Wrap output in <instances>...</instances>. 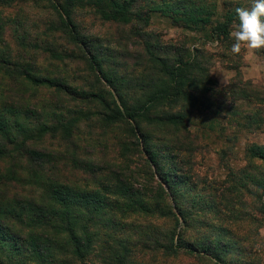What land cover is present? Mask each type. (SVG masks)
<instances>
[{
  "label": "trees",
  "instance_id": "obj_1",
  "mask_svg": "<svg viewBox=\"0 0 264 264\" xmlns=\"http://www.w3.org/2000/svg\"><path fill=\"white\" fill-rule=\"evenodd\" d=\"M41 1L0 0V264H150L159 253L193 252L191 244L174 242L181 234H174L168 246L158 243L148 219L179 217L177 223L186 224L174 189L183 179L174 174V183L159 159L164 152L173 161L177 153H192L179 137L188 133L189 113L202 103L207 86L217 83L195 57L169 60L167 51L159 53L165 57L160 59L147 45L154 64L124 88L122 77L104 69L98 50L89 46L72 16L77 9L89 10L117 26V45L131 42L138 49L153 18L229 41L234 8L246 4L48 0L57 19L42 25L44 35L55 34L52 42L27 43L24 29L17 43L7 25L15 24L16 34L24 27L22 17L8 19L6 10L21 4L23 11ZM18 47L24 49L21 54ZM89 78L94 83L82 88L78 82ZM246 87L252 88L230 87L234 101L252 106L234 116L249 128L260 127L264 90ZM179 104L178 112L156 113L161 105ZM153 131L159 136L151 137ZM153 141L162 144L160 153L153 150ZM250 157L264 163V147H253ZM260 184L264 196V181Z\"/></svg>",
  "mask_w": 264,
  "mask_h": 264
},
{
  "label": "rangeland",
  "instance_id": "obj_2",
  "mask_svg": "<svg viewBox=\"0 0 264 264\" xmlns=\"http://www.w3.org/2000/svg\"><path fill=\"white\" fill-rule=\"evenodd\" d=\"M230 1L246 6L250 3V0ZM20 6L6 10L5 15L8 19L22 17L24 27L19 26L16 34H13L15 24L9 23L8 34L14 40L21 39L25 29L27 43L41 44L46 41L50 44L55 34L44 35L42 24L57 19V14L51 9L52 4L44 0L38 5H28L31 8L23 11L19 10ZM72 19L80 34L89 41V46L98 50L100 60L105 62L104 69L112 77L123 78L124 88L134 77L145 72V67L154 64V60L145 52L147 45L160 59L165 57L159 53L167 51L169 60L185 54L186 59L195 57L217 83L216 87L207 86L210 90L201 98L202 103L190 111L188 123L193 127L187 128V134L176 133L189 149L192 148V153H177L173 161L170 160L171 154L164 152V158L159 159L162 172L172 174L174 183V174L183 179L176 181L174 189L178 210L183 211L186 224H181V221L177 223L179 217L148 219L153 225L154 234L151 236L158 243L168 246L174 234H181L180 238L175 237L174 242L189 243L195 250L181 251L175 257H164L159 253L155 257L157 261L150 264H264V196L260 195L263 184L259 187V182L264 181V163L250 157L253 147H264V125L249 128L240 117L234 116L240 112L248 113L252 106L234 101L230 89L231 86L235 88L240 85L252 86L246 87L247 90H264V53L243 51L240 55H234L231 52V39L214 41L208 36L173 27L159 18L151 20L147 33H143L138 42V49L133 48L131 42H126L125 48L115 42L117 26L91 11L77 9ZM113 49L116 53L111 52ZM15 51L21 54L24 49L18 47ZM39 64L42 65V62ZM223 77L228 82L227 87L221 84ZM78 83L88 89L94 80L89 78ZM136 90L140 91V88ZM180 104L173 108L161 105L156 113L178 112ZM143 128L147 132L152 130L145 126ZM151 135L157 137L159 133L153 131ZM173 138L167 136L166 139ZM151 145L155 153H160L161 143L153 141ZM175 168L180 173L174 172ZM133 188L143 190L139 185H133ZM149 261L146 258V263Z\"/></svg>",
  "mask_w": 264,
  "mask_h": 264
},
{
  "label": "clouds",
  "instance_id": "obj_3",
  "mask_svg": "<svg viewBox=\"0 0 264 264\" xmlns=\"http://www.w3.org/2000/svg\"><path fill=\"white\" fill-rule=\"evenodd\" d=\"M234 14L236 19L229 33L231 52L234 55L243 51L264 53V0H250L247 6H237ZM221 84L228 85L224 77Z\"/></svg>",
  "mask_w": 264,
  "mask_h": 264
},
{
  "label": "crops",
  "instance_id": "obj_4",
  "mask_svg": "<svg viewBox=\"0 0 264 264\" xmlns=\"http://www.w3.org/2000/svg\"><path fill=\"white\" fill-rule=\"evenodd\" d=\"M246 75H249V74H248V73H246ZM246 75H245V77H247ZM248 78L250 79V77H247V79H248Z\"/></svg>",
  "mask_w": 264,
  "mask_h": 264
}]
</instances>
